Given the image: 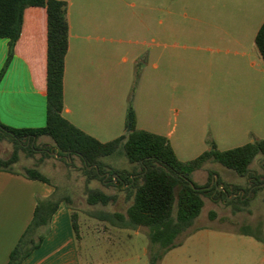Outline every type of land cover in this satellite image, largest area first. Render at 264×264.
I'll return each mask as SVG.
<instances>
[{
    "label": "crops",
    "instance_id": "1",
    "mask_svg": "<svg viewBox=\"0 0 264 264\" xmlns=\"http://www.w3.org/2000/svg\"><path fill=\"white\" fill-rule=\"evenodd\" d=\"M61 1L68 24L63 117L72 125L111 141L128 133L131 104L135 128L166 137L181 161L208 150L210 142L224 151L264 139V60L254 41L264 0H219V8H210L214 18L219 10V21L185 22L173 27L170 39L164 37L165 0ZM195 1L185 0V18ZM46 113V14L28 8L10 55L9 39L0 37V123L41 128ZM53 192L21 173L0 171V264H7L38 200ZM106 226L107 235H93L96 245L83 251L79 226L76 233L63 201L39 247L21 264H149L147 245L140 256L126 253ZM243 237L258 249V241ZM223 250L232 251L223 263L234 264L237 252ZM165 258L160 264H169ZM252 262L264 264L257 255Z\"/></svg>",
    "mask_w": 264,
    "mask_h": 264
},
{
    "label": "trees",
    "instance_id": "2",
    "mask_svg": "<svg viewBox=\"0 0 264 264\" xmlns=\"http://www.w3.org/2000/svg\"><path fill=\"white\" fill-rule=\"evenodd\" d=\"M28 8H43L46 14V124L41 128L16 129L0 123V144L6 142L12 145L10 154L0 158V171L19 173L15 165L19 162L20 151L31 156L40 150L41 155L45 157H50V153H57L58 156L65 157L60 159L68 167H74V158H78L86 183L87 204L108 206L122 197L129 203L126 215L116 212L112 217L124 222L125 228H148L149 264H159L164 254L178 245L175 239L194 224L204 205L203 196L227 201L228 196L239 190L233 186L230 190L227 184H223V191L218 190L215 185L202 188L192 180L193 173L202 169L206 163L214 162L240 177L254 179L251 165L257 157L264 161V139L224 151L218 150L215 144L210 142L208 150L194 159L181 161L166 137L135 128V115L129 104L126 116L128 133L108 142L98 141L63 117V73L68 46L66 2L0 0V37L9 39V55L21 35L24 14ZM254 41L264 60V22ZM42 138L51 140V150L38 148L37 143ZM120 148L129 163L138 166L139 170L125 176L117 173L119 177L116 184H113L112 175H105L101 160ZM69 160L72 164H69ZM261 167L264 169V164ZM22 175L46 183L55 190L49 198L38 200L33 220L10 252L7 264H21L39 247L51 215L63 201L71 210L73 229L78 232V216L70 205L69 197L60 196L58 187L53 186L50 179L35 167L25 168ZM94 180L100 181L104 187H115L119 194L110 195L100 188L88 187ZM211 181L210 178L207 186ZM263 182L264 180L254 181L252 192L258 190L259 184ZM218 184H221L219 180ZM226 205L231 206L232 212L236 213L244 211L246 202L236 196L227 201ZM211 216H214V213H211ZM263 226L264 223L255 227L243 225L236 233L264 243Z\"/></svg>",
    "mask_w": 264,
    "mask_h": 264
},
{
    "label": "rangeland",
    "instance_id": "3",
    "mask_svg": "<svg viewBox=\"0 0 264 264\" xmlns=\"http://www.w3.org/2000/svg\"><path fill=\"white\" fill-rule=\"evenodd\" d=\"M219 0H196L193 3L194 13L185 18V0H165V8L163 16L164 37L171 38L173 27L183 25L185 22L200 24L202 22L209 23L219 21V10L214 13L210 8H219ZM178 5V6H177ZM174 12V14H171ZM212 16V17H211ZM192 17L194 18L192 20ZM153 37L149 34L148 39ZM135 92V88L133 89ZM134 92L132 96L134 95ZM261 132V138L264 137ZM38 148L45 150L52 149V142L48 138H42L38 143ZM12 150L10 143L0 144V158L7 157ZM37 150L35 154L29 156L24 151L19 152V162L15 165V169L22 174L25 168L35 167L47 178L50 179L53 186H57L60 196L69 197L70 205L78 216L80 244L83 251L96 245L93 241V235H107L103 227L108 225L112 227L110 235L112 236L116 246H124L125 252L133 255H141V249L147 245L149 251V229L146 227L125 228L124 222L112 217L114 213L126 215V208L129 203L125 202L122 197L108 206H89L86 202L85 194V178L82 174L81 163L78 158H74L75 166L68 167L60 158H55L53 154L50 157L41 155ZM101 167L106 174L112 175L111 182L116 184L113 175H124L138 171L139 167L129 163L122 148L111 156L104 157L101 160ZM69 164L72 161L69 160ZM260 157H257L251 165L254 172V179L240 177L233 171H230L218 163H206L202 169L196 171L192 175V180L200 187L204 188L211 180H218L221 184L229 185V188L238 187V196L243 202H246L244 211L232 212V207L227 206L226 202L231 201L234 197H227L226 200L221 198H209L203 196L204 205L199 216L195 219L194 224L183 234L179 235L175 241L177 246L168 250L163 257H166V263L169 264H224V259L228 256L232 249L237 254H230L234 264H253L252 257L258 256L264 260V243L257 242L258 249H253L252 245L246 243L248 238L245 235L237 234L239 227L248 225L255 227L259 223H264V182L259 184V189L252 192L255 186L252 183L256 180H264V169ZM118 173V174H117ZM212 183V181H211ZM214 186V185H212ZM231 186V187H230ZM233 186V187H232ZM52 187V186H51ZM90 188H100L110 195L119 194L113 187H104L100 181L94 180L88 184ZM54 188V187H52ZM67 188V189H65ZM69 189V191H68ZM55 190V188H54ZM243 192V193H242ZM236 194V193H233ZM214 213V216H211ZM108 217V218H105ZM107 227V226H106ZM116 228V229H115ZM124 229L121 233L117 230ZM264 234V226H263ZM102 246V245H101ZM123 251V252H124ZM210 252H212L211 257ZM163 259V258H162ZM161 262V261H160ZM159 262V264H160ZM165 264V263H164Z\"/></svg>",
    "mask_w": 264,
    "mask_h": 264
},
{
    "label": "water",
    "instance_id": "4",
    "mask_svg": "<svg viewBox=\"0 0 264 264\" xmlns=\"http://www.w3.org/2000/svg\"><path fill=\"white\" fill-rule=\"evenodd\" d=\"M50 154H52V153H50ZM55 157H57V158H65L64 156L63 157H60V156H58L57 155V153H54L53 154ZM96 170H97V167H96ZM106 176H108V174H106ZM113 179H114V181L116 182V180H117V175H113ZM212 185H215L216 186V188L218 189V190H220V191H223V184H218V182H217V179L215 180H212V183H211V185L209 186V188H211L212 187ZM193 186V185H192ZM243 193V192H242ZM240 193H238V194H232L231 195V197H229V199L230 198H232V197H236V196H238Z\"/></svg>",
    "mask_w": 264,
    "mask_h": 264
},
{
    "label": "flooded vegetation",
    "instance_id": "5",
    "mask_svg": "<svg viewBox=\"0 0 264 264\" xmlns=\"http://www.w3.org/2000/svg\"><path fill=\"white\" fill-rule=\"evenodd\" d=\"M101 176H103V175H101ZM236 194H238V192Z\"/></svg>",
    "mask_w": 264,
    "mask_h": 264
}]
</instances>
